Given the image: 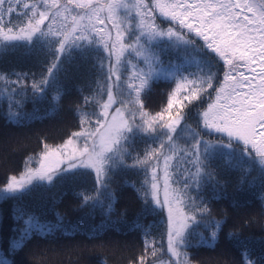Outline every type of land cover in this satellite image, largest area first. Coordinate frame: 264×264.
<instances>
[{"label":"snow or ice","instance_id":"6c2138e0","mask_svg":"<svg viewBox=\"0 0 264 264\" xmlns=\"http://www.w3.org/2000/svg\"><path fill=\"white\" fill-rule=\"evenodd\" d=\"M18 49L36 70L0 67L4 118L20 125L36 116L29 101L47 100L46 115L72 123L0 185V201L16 202L9 252L65 229L62 215L42 223L20 203L56 188L103 211L92 237L115 226L120 192H134L142 247L127 264H194V247L234 238L212 200L233 174L239 187L256 172L264 191V0H0V58ZM230 264H264V234Z\"/></svg>","mask_w":264,"mask_h":264},{"label":"trees","instance_id":"16d2710c","mask_svg":"<svg viewBox=\"0 0 264 264\" xmlns=\"http://www.w3.org/2000/svg\"><path fill=\"white\" fill-rule=\"evenodd\" d=\"M0 67L15 68L27 71L35 66L23 55V49L10 51L0 58ZM2 83V82H0ZM158 83H166L158 81ZM163 88L156 89L149 97L148 103L155 108L162 103ZM51 103L44 101L33 104L29 101L23 111L27 114L36 113L30 120L17 125L9 123L4 114L6 108L0 101V185L8 175H19L23 161L27 156H34L38 149L39 138L45 137L49 143H59L71 127V120L66 113L46 115L51 110ZM34 166V165H33ZM238 175L229 177L222 198L212 200V207L220 219V212H227L229 229L235 225L234 238L221 236L215 246L194 247L191 256L194 264H230L243 246H256L264 234V207L261 197L264 191L256 172H249L248 183L237 187ZM92 187L91 181H85L80 190ZM54 197L59 199L54 202ZM79 197L64 188L51 191H37L26 197L20 203L28 212L35 215L42 223H55L57 214L64 217L65 229L50 234L47 237L35 236L22 251L9 252V238L14 234L12 209L16 202L0 201V256L10 264H127L130 256L136 254L142 247L140 232L135 227L138 222L139 204L133 191H121L116 212L110 217L116 221L115 226L108 227L99 236L92 237L90 229L104 223L106 217L100 208L91 210L78 206ZM236 201V206L233 205ZM124 208L128 215L124 220L118 213ZM28 217L25 216V219ZM140 223H153L152 217L139 220ZM73 228L76 230L73 231ZM228 229H225V234ZM205 237L210 235L207 229H198ZM193 239V244H196Z\"/></svg>","mask_w":264,"mask_h":264},{"label":"rangeland","instance_id":"374dc122","mask_svg":"<svg viewBox=\"0 0 264 264\" xmlns=\"http://www.w3.org/2000/svg\"><path fill=\"white\" fill-rule=\"evenodd\" d=\"M195 56V54H193Z\"/></svg>","mask_w":264,"mask_h":264}]
</instances>
